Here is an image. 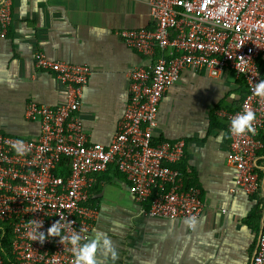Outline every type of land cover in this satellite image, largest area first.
<instances>
[{
	"label": "built area",
	"instance_id": "obj_1",
	"mask_svg": "<svg viewBox=\"0 0 264 264\" xmlns=\"http://www.w3.org/2000/svg\"><path fill=\"white\" fill-rule=\"evenodd\" d=\"M152 30L123 31L125 45L149 65L136 66L128 75V99L108 145L91 143L79 117L91 69L54 61L35 53L36 69L55 75L63 88V103L50 107L29 103L25 119L39 123L37 140L0 134V225L11 236L16 264H73L71 245L57 237L33 241L27 225L39 220L38 231L52 223L65 224L61 236L73 231L86 242L97 214L86 206L94 176L111 165L123 175L128 191L149 218L184 220L190 231L203 204L194 188L184 186L175 166L184 143L155 144L153 133L159 104L187 70L205 71L212 78L231 72L245 85V96L233 113L219 112L230 138L226 162L233 172L230 190L248 195L259 191L264 174V0H147ZM12 0H0V40L11 24ZM155 56V59L153 57ZM252 111V132L230 133L237 114ZM22 141L24 155L12 145ZM67 161V173H60ZM264 180V179H263ZM0 264L3 259L0 255ZM250 264H264V217Z\"/></svg>",
	"mask_w": 264,
	"mask_h": 264
},
{
	"label": "crops",
	"instance_id": "obj_2",
	"mask_svg": "<svg viewBox=\"0 0 264 264\" xmlns=\"http://www.w3.org/2000/svg\"><path fill=\"white\" fill-rule=\"evenodd\" d=\"M11 17L0 40V133L37 140L39 123L25 119L26 106L63 103L55 75L34 65L35 53H42L91 69L78 115L89 142L108 145L128 99L129 71L149 65L119 36L154 28L147 0H12ZM245 92L231 72L212 78L187 70L159 104L153 142L184 143L175 168L204 206L192 231L184 220L146 217L114 165L94 176L86 206L97 219L88 239L104 232L117 251L114 264L251 263L264 217V184L254 195L230 192V138L218 115L236 112ZM97 264L113 262L98 252Z\"/></svg>",
	"mask_w": 264,
	"mask_h": 264
},
{
	"label": "clouds",
	"instance_id": "obj_3",
	"mask_svg": "<svg viewBox=\"0 0 264 264\" xmlns=\"http://www.w3.org/2000/svg\"><path fill=\"white\" fill-rule=\"evenodd\" d=\"M258 87L260 89L259 94L264 96V81H261ZM253 120L254 113L252 111L237 114L230 122V133L239 136L245 133V131L252 132ZM220 139H222V137H217L218 141ZM12 148L17 155H24L25 149L22 141L13 143ZM27 227L29 228L28 234L33 241L43 243L46 239L57 237L60 244L65 242L69 243L73 254V264H97L98 252H102V254L110 259L113 264L117 258V251L113 242L104 232L97 231L94 237L89 238L86 242L82 243V238L78 232L73 231L70 236H61L60 234L65 228V224H61L59 220L51 224L47 229L46 234L43 231H38V229L42 227V222L39 220H31Z\"/></svg>",
	"mask_w": 264,
	"mask_h": 264
},
{
	"label": "trees",
	"instance_id": "obj_4",
	"mask_svg": "<svg viewBox=\"0 0 264 264\" xmlns=\"http://www.w3.org/2000/svg\"><path fill=\"white\" fill-rule=\"evenodd\" d=\"M1 134V133H0ZM5 135V134H3ZM67 161L63 160L61 162V170L60 173L62 175H65L67 173ZM2 225H0V255L3 259V263L4 264H16L13 256L11 254V236H10V232L7 228H4L3 230H1Z\"/></svg>",
	"mask_w": 264,
	"mask_h": 264
}]
</instances>
